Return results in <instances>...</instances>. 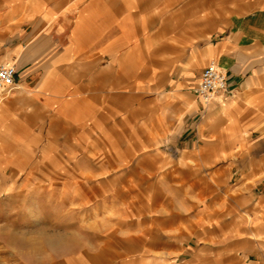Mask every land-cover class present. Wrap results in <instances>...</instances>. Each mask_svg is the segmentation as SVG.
I'll list each match as a JSON object with an SVG mask.
<instances>
[{"label":"crops","instance_id":"1","mask_svg":"<svg viewBox=\"0 0 264 264\" xmlns=\"http://www.w3.org/2000/svg\"><path fill=\"white\" fill-rule=\"evenodd\" d=\"M13 59L11 140L23 115L65 106L68 151H145L87 175L112 191L98 262L264 264V0H0ZM211 62L231 93L204 102ZM168 141L176 154L155 148Z\"/></svg>","mask_w":264,"mask_h":264},{"label":"rangeland","instance_id":"2","mask_svg":"<svg viewBox=\"0 0 264 264\" xmlns=\"http://www.w3.org/2000/svg\"><path fill=\"white\" fill-rule=\"evenodd\" d=\"M166 87L172 89V83ZM160 89L164 91L162 85ZM10 93H0V101ZM70 114L64 106L23 115L21 123L11 125L19 141L10 139V125L0 114V264H103L95 258L115 244L105 235L113 232L106 231L112 229L113 205L98 203L99 196L112 191L98 193L97 173L90 169L101 163L134 164L145 151L123 156L114 151H68L65 117ZM55 115L62 119L52 122ZM72 142L73 147L81 145ZM160 145L155 148L177 152L171 141Z\"/></svg>","mask_w":264,"mask_h":264},{"label":"built area","instance_id":"3","mask_svg":"<svg viewBox=\"0 0 264 264\" xmlns=\"http://www.w3.org/2000/svg\"><path fill=\"white\" fill-rule=\"evenodd\" d=\"M15 76L16 68L13 63L0 64V93L8 94L17 87ZM196 93L204 102L223 98L231 93L226 74L214 62L202 70Z\"/></svg>","mask_w":264,"mask_h":264},{"label":"bare ground","instance_id":"4","mask_svg":"<svg viewBox=\"0 0 264 264\" xmlns=\"http://www.w3.org/2000/svg\"><path fill=\"white\" fill-rule=\"evenodd\" d=\"M12 63H15V62H12Z\"/></svg>","mask_w":264,"mask_h":264}]
</instances>
